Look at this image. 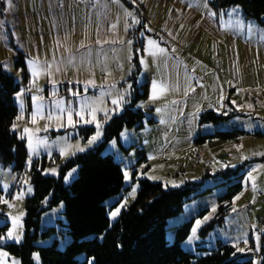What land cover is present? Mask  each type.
Wrapping results in <instances>:
<instances>
[{
    "label": "rangeland",
    "instance_id": "obj_1",
    "mask_svg": "<svg viewBox=\"0 0 264 264\" xmlns=\"http://www.w3.org/2000/svg\"><path fill=\"white\" fill-rule=\"evenodd\" d=\"M237 6L222 9L214 0H0V64L20 85L14 100L21 118L14 130L28 151L23 172L0 161V225L5 226L0 253L6 254L0 255V264H22L7 245L24 241L25 203L34 193L33 162L46 156L43 174L58 176L70 157L104 142L105 126L126 107L142 109L145 116L142 127H125L102 149L130 176H124L121 192L106 200L110 225L136 198L142 179L165 187L203 182L197 192L213 190L168 219V241L174 242L178 228L194 218L181 246L197 256L216 247L219 239L242 253L259 251L264 202L256 194L264 191V108L255 104L264 93L259 77L264 26L247 18L241 6L233 12ZM21 53L25 66L17 64ZM207 111L228 117L202 121ZM219 130L246 133L233 139L203 138ZM97 131L99 137L89 145ZM251 160L257 161L229 179L221 174ZM77 175L76 166L64 183ZM239 181L243 187L230 212L212 223L223 203L220 197ZM125 200L127 206L112 218L110 212ZM64 210L62 201L42 214L36 246L57 241L64 249L71 243ZM14 218L19 242L7 237ZM197 220L202 224L193 235ZM51 226L56 229L43 236ZM77 258L94 261L86 253ZM259 260L256 254L254 264ZM33 261L42 264L38 251Z\"/></svg>",
    "mask_w": 264,
    "mask_h": 264
},
{
    "label": "trees",
    "instance_id": "obj_2",
    "mask_svg": "<svg viewBox=\"0 0 264 264\" xmlns=\"http://www.w3.org/2000/svg\"><path fill=\"white\" fill-rule=\"evenodd\" d=\"M214 4L222 9L239 5L247 18L255 19L264 26V0H214ZM17 64L25 66L24 54L21 53ZM19 89L20 85L14 76L0 64V161L5 165H12L18 173L25 170L28 158L25 140L13 128L19 113L14 95ZM144 116L142 109L131 107L115 114L105 126L104 142L95 149L70 157L61 165L58 176L43 174L46 156L33 162L31 180L34 193L25 203L24 241L7 245L12 253L21 257L22 264H34L35 251H38L42 264H87V261L77 258L81 253L93 257L92 264H254L256 254L260 256L257 264H264V232L259 251L254 249L252 252L242 253L237 246L219 239L216 247L197 256L181 246V241L188 237L194 224L193 218L178 228L174 242L168 241V219L180 214L188 201L213 190V187H209L197 192L203 182L165 187L162 182L142 179L139 181L136 198L110 225L106 200L121 192L124 172L121 164L111 154H103L102 149L110 140L119 138L125 127H142ZM227 117L218 115L215 111H207L202 114V121L218 122ZM87 129L92 130L91 127ZM243 133L246 132L219 130L203 138L218 136L233 139ZM254 161L257 160L245 162L236 169L227 168L221 174L229 179L240 168ZM76 166L77 177L66 185L64 177ZM238 176L242 177L243 174ZM242 187V182L239 181L220 197L223 203L212 223L222 221L230 212L231 202ZM2 193L0 184V200ZM62 201L65 204L67 232L73 240L64 249L58 247L57 241L48 246H36L42 214ZM55 229V226H51L43 236ZM4 230L5 226L0 225V235ZM91 235L94 236L90 237Z\"/></svg>",
    "mask_w": 264,
    "mask_h": 264
},
{
    "label": "snow or ice",
    "instance_id": "obj_3",
    "mask_svg": "<svg viewBox=\"0 0 264 264\" xmlns=\"http://www.w3.org/2000/svg\"><path fill=\"white\" fill-rule=\"evenodd\" d=\"M238 8H239V6H237L236 8H234L232 11H233V12H237V11H238ZM213 15H215V13H213ZM161 51H163V49H161ZM113 103H117V102L114 101ZM20 118H21V117H18L17 119H20ZM48 119H52V116L49 115V116H48ZM33 122H35V114H34V116H33ZM71 122H72V121H71V116L69 115V123H71ZM86 122H90V121H86ZM15 127H16V125L14 124V125H13V128H15ZM97 127H99V125H97ZM24 131H25V132H28L29 130L26 128V129H24ZM99 135H100V132L97 131L96 135L93 136L91 139L88 140V144L91 145V144H92V143H93V142L99 137ZM78 150H79V151H84L83 148H78ZM73 171H75V170H73ZM124 176H125V180H129V179H130V176H129V173H128V172H125V173H124ZM66 179H67V177H66ZM253 179H254V178H253ZM29 191H30V189H29ZM131 195H133V196L135 195V189H133V192H132ZM5 203H6V201H5ZM126 206H127V200H125V201L120 205V207H117L114 211H111V212H110V216H111L112 218H115L116 216L119 215L121 209L124 208V207H126ZM233 210L235 211V209H233ZM208 218H209V217H205L204 219L207 220ZM17 220H18V218H14V221H13V229H12V230H9V232H8V234H7V237L13 239V240L16 241V242H19L20 239H21V235H20V234H17V233L15 232V228L17 227ZM201 224H202V221H200V220H197V221H196V227H194V228L192 229L193 235H195V232H196L197 228H198ZM0 239H2V238H0ZM190 239H191V237H190ZM238 251H243V249H238ZM0 255H6V254H5V253H0ZM13 264H16V262L14 261Z\"/></svg>",
    "mask_w": 264,
    "mask_h": 264
},
{
    "label": "built area",
    "instance_id": "obj_4",
    "mask_svg": "<svg viewBox=\"0 0 264 264\" xmlns=\"http://www.w3.org/2000/svg\"><path fill=\"white\" fill-rule=\"evenodd\" d=\"M256 199H257V201H263L264 202V191L257 192ZM253 209H254V203L248 205L246 211L250 214ZM258 221L260 223L258 231L262 235L264 232V212L260 217H258Z\"/></svg>",
    "mask_w": 264,
    "mask_h": 264
},
{
    "label": "crops",
    "instance_id": "obj_5",
    "mask_svg": "<svg viewBox=\"0 0 264 264\" xmlns=\"http://www.w3.org/2000/svg\"><path fill=\"white\" fill-rule=\"evenodd\" d=\"M259 77L261 79H263V84H264V69L259 71ZM258 96L259 97H258V99H256L257 101H256V104H255V106H256L255 108H258V109L264 108V93H263V91H262V93H259Z\"/></svg>",
    "mask_w": 264,
    "mask_h": 264
}]
</instances>
